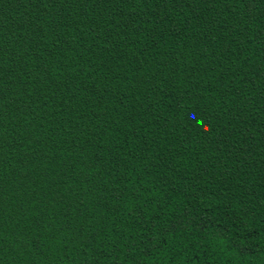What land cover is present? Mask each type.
<instances>
[{
  "label": "trees",
  "instance_id": "1",
  "mask_svg": "<svg viewBox=\"0 0 264 264\" xmlns=\"http://www.w3.org/2000/svg\"><path fill=\"white\" fill-rule=\"evenodd\" d=\"M0 264H264V0H0Z\"/></svg>",
  "mask_w": 264,
  "mask_h": 264
}]
</instances>
